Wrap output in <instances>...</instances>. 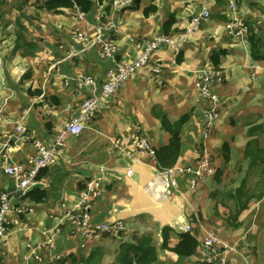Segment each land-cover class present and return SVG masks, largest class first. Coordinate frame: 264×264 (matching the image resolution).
<instances>
[{
    "label": "crops",
    "instance_id": "crops-1",
    "mask_svg": "<svg viewBox=\"0 0 264 264\" xmlns=\"http://www.w3.org/2000/svg\"><path fill=\"white\" fill-rule=\"evenodd\" d=\"M6 1L12 0H0L2 9ZM200 1L135 0L124 7L112 3L101 21L102 38L112 42L115 49L112 58L100 57L93 44L73 54L83 45L78 36L95 39L99 25L95 14L100 7L97 0L88 14L76 7L60 13L38 8L43 0H13L9 7L12 11L4 8L5 18L13 12L25 14L19 17L26 24L19 21L32 44L26 45L24 53L15 47L14 40L7 42L0 37V192L13 189V179L5 168L11 163L28 164L35 153V139L50 144L82 100L98 92L107 71L116 70V62L133 60L144 42L164 35L162 26L170 19L173 24L164 36L176 43L187 35L178 45L158 48L148 66L135 69L114 94L101 102L81 133L67 137L56 164L46 167L39 176L38 182L44 185L39 188L47 192L44 201L35 202L21 194L19 200L13 198L14 207L22 211L12 207L9 212L10 227L0 243V264H119L116 257L120 244L134 243V238L142 236H149L156 246L157 259L152 264H199V247L192 258H179L164 248L162 228H170L168 246L173 247L184 226H199L195 217L200 204L195 197L197 193L202 195V182L210 177L191 187L188 178L180 176L173 195L165 196L153 157L124 144L113 145L115 138L126 141L136 129L154 148L166 144L168 134L156 116L160 110L171 120L189 114L181 128L176 165L193 166L195 156L203 149L214 170L233 169L245 160L259 163H251L247 172L255 177L252 187L242 181L228 192L232 208H238L233 196L237 188L253 189L256 180L264 179V0H234L237 16L259 40L257 57L251 54L247 36L241 39L226 31L229 0H210L211 18L188 31ZM150 4L156 10L145 16L143 9ZM16 23L8 22L6 27L14 25L16 30ZM219 52L216 67L211 56ZM155 63L160 64L157 76L150 70ZM207 70L212 72V91L219 102L218 117L208 137L203 138L201 112L208 100L198 95L194 82ZM79 74L92 82L78 83ZM18 123L26 128L22 135L17 131ZM224 143L228 145L226 162ZM91 177L102 178L104 189L90 209V224L118 220L125 229L119 234L102 232L100 239L88 241L80 235L81 228L63 216L76 204L80 190ZM260 187L264 192V183ZM251 206L250 220L264 219V193L250 199L243 210ZM239 264L246 263L240 259Z\"/></svg>",
    "mask_w": 264,
    "mask_h": 264
},
{
    "label": "built area",
    "instance_id": "built-area-1",
    "mask_svg": "<svg viewBox=\"0 0 264 264\" xmlns=\"http://www.w3.org/2000/svg\"><path fill=\"white\" fill-rule=\"evenodd\" d=\"M210 0H201L199 4V10L192 16V20L189 24L188 31L195 29L201 21L211 18V12L209 9ZM229 20L226 24V31L230 36L245 38L248 35V24L242 21L236 14L234 8V0H229ZM133 0H113L114 5L120 7L131 6ZM102 5L97 8L95 14V20L98 22L95 39L87 40L85 36H78V39L83 41L82 48L73 54L81 53L85 51L86 46L91 44L97 46L98 55L100 57H113L115 53L114 46L106 38H102L101 34V21L104 15ZM82 15H80V18ZM187 34H184L182 38L174 43L172 38L160 35L152 40H148L142 44V48L136 57L128 62H116V70L110 69L106 73V77L100 84L97 93L82 100L77 112L68 120L64 127L58 132L52 142L48 145L35 139L33 145L35 147V153L29 158L28 164L26 163H11L5 168V173L13 179V189L11 191L0 192V243L6 237L9 227L8 215L12 207L16 205V201L13 202V198H17L18 194L24 192L30 185L38 182L36 177L39 171L43 168L56 164L60 150L65 146L68 136H73L81 133L86 125L97 114L101 102L109 95L121 87L122 83L128 79L130 74L139 67L148 66L153 58L154 52L164 44L178 45L185 39ZM156 61V60H155ZM159 63L150 65V70L157 76L159 73ZM264 70V66H263ZM212 72L202 71L195 79L194 85L197 89L198 95L204 100H208V106L201 112L202 120V137H208V130L213 125L218 117L217 105L219 102L218 97L213 93V79ZM158 77L155 78V80ZM87 76L79 74L78 83H91ZM17 131L20 135L24 134L25 126L21 123L17 124ZM124 144V145H122ZM113 145L117 147L122 145L130 149H137L138 151L148 154L155 159L154 147L148 141L146 136L136 129L132 134L128 136L126 141L120 138H115ZM214 173V169L209 163V154L205 149L198 152L194 158L193 166H179L166 168L159 171L162 182V193L165 196H172L175 189L179 184V177L186 176L191 187H196L197 184L203 178L211 177ZM104 189L102 178L91 177L84 183V186L80 190L78 200L74 206L68 209L64 218L76 223L80 229V235L85 240H98L100 239L102 232H111L113 234H119L125 229V225L122 221H113L110 223L104 222L102 224L92 226L90 224V209L94 201L101 196ZM15 211H22L20 207H14ZM63 219H60V222ZM190 225V224H189ZM184 226V232H188L190 226ZM198 247V246H197ZM200 262L199 264H239L240 260L230 259L228 257L234 253H237L233 246L224 242L219 236L207 232L203 235V238L199 246Z\"/></svg>",
    "mask_w": 264,
    "mask_h": 264
},
{
    "label": "trees",
    "instance_id": "trees-1",
    "mask_svg": "<svg viewBox=\"0 0 264 264\" xmlns=\"http://www.w3.org/2000/svg\"><path fill=\"white\" fill-rule=\"evenodd\" d=\"M135 1V0H133ZM96 0H43L41 4H38V8H43L47 11L60 13L64 8H78L83 14H88L92 11L95 6ZM98 4L102 5V10L104 11L103 18H105V14L107 11L110 10L111 4L113 0H97ZM104 4V5H103ZM156 10V6L148 5L143 9V14L145 16L149 15L150 13ZM22 22L17 20L16 25L18 26L14 32L15 40L14 44L16 48H22V52H26V45L32 44L26 40V30L25 26L21 24ZM173 24V19L168 20L162 26V31L164 35H167L171 29V25ZM247 39L250 43L251 54L253 57H257L255 54L258 46L259 40L254 34L253 30H248ZM219 52L218 55H212L211 61L213 65L217 67L219 62ZM177 61H179L177 59ZM157 117H160V121L166 133L168 134L167 143L158 147L154 148L155 151V161L159 170H163L166 168L173 167L178 159L180 149H181V128L189 119L188 113H183L177 119L171 120L166 115L165 112L162 110L156 113ZM222 151L224 152V161H228L229 156L227 155L228 152V145L224 143L222 145ZM264 164V160H263ZM46 168H43L39 171L36 180H39V176H41ZM263 180H256V184L253 189H247L244 186L239 187L236 189L233 196L236 198L238 203V211H241L247 207L248 201L252 198H260L264 192L261 190L263 189L260 185H263ZM22 197H28L35 202H42L47 197V192L45 189L42 188H34L24 194ZM19 200V198H17ZM10 227V225H7ZM170 228L168 226H163L162 228V246L167 250L171 251L172 253L176 254L179 258H187L194 255V252L198 246V240L194 234L190 232H181L180 233V240L177 244L173 247L168 246V234ZM135 242H123L120 244V251L116 257V262L119 264H152L157 259V250L156 246L152 244L151 238L149 236H142L134 238ZM74 261V260H73ZM86 264V261H84Z\"/></svg>",
    "mask_w": 264,
    "mask_h": 264
},
{
    "label": "rangeland",
    "instance_id": "rangeland-1",
    "mask_svg": "<svg viewBox=\"0 0 264 264\" xmlns=\"http://www.w3.org/2000/svg\"><path fill=\"white\" fill-rule=\"evenodd\" d=\"M13 3V0L11 2L6 1L3 9L0 7V37H4L3 39H6L7 42L15 40L14 25L8 28L6 27L8 22L13 24L18 19L25 22V24L27 22L19 17L25 16L24 13L13 12L14 15L10 14L6 18L3 17L4 8H7V12L12 11L9 7ZM26 20H28V17H26ZM24 32L26 33V30ZM11 35H14V37H11ZM1 44L2 42L0 46ZM251 163L259 164L257 161L249 162V160H245L238 162L233 169H230L231 167L222 168L219 171L215 169L214 175L202 182L204 184L202 195L197 193V197H195L200 204L195 217L200 227L189 225L188 232L197 236V240L199 239L198 247L204 231L219 236L224 242L233 246L237 253L230 255L228 262L230 259L239 258L246 264H264V225L262 224L264 219L260 217L257 222H253L252 219L250 220V215L254 206L238 211L237 207L232 208V203L227 195L234 186H239L242 181L244 185L248 183L250 187L253 186L255 177L247 173ZM256 209L255 207V211ZM261 216L264 217V208ZM250 234L252 235L251 239H249ZM237 239H240V241L235 242Z\"/></svg>",
    "mask_w": 264,
    "mask_h": 264
},
{
    "label": "water",
    "instance_id": "water-1",
    "mask_svg": "<svg viewBox=\"0 0 264 264\" xmlns=\"http://www.w3.org/2000/svg\"><path fill=\"white\" fill-rule=\"evenodd\" d=\"M44 185L41 182H36L32 185H30L28 188H26L24 190V192L22 193V195L26 194L27 192H29L30 190L37 188V187H43Z\"/></svg>",
    "mask_w": 264,
    "mask_h": 264
}]
</instances>
